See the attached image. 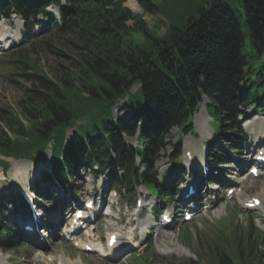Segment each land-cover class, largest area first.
Instances as JSON below:
<instances>
[{
	"label": "trees",
	"instance_id": "1",
	"mask_svg": "<svg viewBox=\"0 0 264 264\" xmlns=\"http://www.w3.org/2000/svg\"><path fill=\"white\" fill-rule=\"evenodd\" d=\"M125 1L0 0V16L21 15L27 33L38 24L50 28L49 35L35 41L57 49L73 66L57 79L29 61L25 47L2 59V70L9 75L21 70L33 87L21 101L20 113L0 108L1 156L34 161L40 154L45 162L43 153L53 142L50 169L65 186L82 169L95 177L108 171L111 186L129 196L135 195V185L140 183L163 194L166 188L159 183L155 161L168 145L166 136L173 127L194 133L192 116L203 95L210 100L208 113L218 121L227 148L235 154L241 152L244 137L239 115L249 105L264 111V0H241L251 42L249 58L244 52L243 23L224 0H208L199 6H192L191 0H174L173 7L179 1L194 14L184 18L182 27L175 26L178 16L171 15L163 35L149 30L142 17L124 6ZM137 1L146 13H158L155 0ZM52 4L60 13L59 20L47 11ZM40 14L47 18L46 23L38 18ZM129 20H135L143 35L139 43L129 30ZM56 42L69 47L74 55L58 48ZM135 83L141 84L137 99L130 94ZM126 95L130 96L132 116L116 119L112 107ZM75 127L73 136L67 138V130ZM137 132L142 148L125 139ZM173 147L175 156L180 141ZM211 151L214 162L231 160L228 151L217 144ZM0 166L6 171L9 162L0 158ZM50 169L42 171L36 188L40 189V182L52 184ZM40 194L54 199L49 190ZM20 199L27 210L25 200ZM0 201L4 205L10 202L5 196ZM235 226L234 255L221 252L219 264H236L234 256L240 264L246 260L260 264L264 234L254 229L252 220L242 232ZM17 231L0 213V247H14ZM181 264L200 263L189 260Z\"/></svg>",
	"mask_w": 264,
	"mask_h": 264
},
{
	"label": "rangeland",
	"instance_id": "2",
	"mask_svg": "<svg viewBox=\"0 0 264 264\" xmlns=\"http://www.w3.org/2000/svg\"><path fill=\"white\" fill-rule=\"evenodd\" d=\"M155 1L159 7L158 13H146L145 10L136 1L135 2L141 7L140 12H135L127 4L128 1H126L124 4L130 7L135 15L142 17L148 29L152 30L158 35H163L167 30L169 26L168 18H170L171 15L174 14L176 17L178 16V19L174 22V24L177 27H182L184 25V18H187L188 16L194 14L192 11L186 10L185 3H179L178 1V5L176 7H173V3L175 2L174 0ZM191 1L192 6H199L203 4L205 5V3L208 2V0ZM224 1L230 4L238 19L243 23V29L245 33L244 52L249 58L251 53V42L249 34L245 28V13L242 8V2L241 0ZM7 23H9L13 31L17 33L18 41L20 40V43L14 45L13 47H17L18 45L20 46L21 44H23L22 46H24L27 50L29 61H35V63L43 67V69L46 70L50 76H54L57 79L66 76L64 75V73L67 70L71 71L70 67H73L72 63L67 58L58 54L57 49L49 47L42 41H36L37 43L33 45L32 42L34 41V38H44L48 35V33H42L43 31L40 32L41 27H37L34 30L35 33H33L29 39H25L26 36L24 37L25 31H23V22L19 17H12L10 21H0L2 27L5 26V24L7 25ZM127 25L130 28L129 30H131L132 32L134 41L136 43L141 42L143 40V35L140 33L139 26L135 24V20H129ZM48 31L49 30L46 29V32ZM22 32L24 38H22ZM55 44L58 46V48H62L67 53L74 55V53L71 52L69 47L61 45L62 43ZM6 50V48L0 50V57L4 52H6ZM1 60L2 59H0V62ZM257 63H260V61H255V64ZM0 66L2 65L0 64ZM14 72L15 74L9 75L8 73H6L5 71L3 72L0 69V108L6 109L10 107L13 108L16 112L20 113V106H22L21 101H24L27 98L29 90L31 89V87H33V81L28 79L26 76L22 75V73H20L22 72L21 70L16 69ZM19 73L21 75H19ZM138 88V84L133 85L131 89V95L133 98L137 99L138 97H140V95H137L136 92ZM207 102L208 100L206 98L203 99L197 111V113L199 111L202 112L205 115V119H199L197 121L195 120L194 116L195 129L198 133L196 137L192 136L191 134L183 136L181 135V131L176 127L173 128L171 133L167 136V140L171 144L179 138L183 141L189 140L194 146L197 147V154L199 157H201L200 155L202 149L205 146L209 147L208 140L213 138L212 133H214V129H218L219 125L218 121L213 120L208 116L206 112ZM125 105H127V97L121 98L115 103L113 107L115 117L128 118L130 116L129 107L125 108ZM202 123L205 124L206 129L211 132L210 134L205 132L203 133L200 131L198 126ZM74 131L75 129H68L67 137L71 138L73 136ZM127 141L131 144H136V138L127 137ZM250 142L251 144L249 150H245L243 155L240 156L242 157L240 160L243 161H240L239 157L237 155H234L232 163L222 166L220 170L225 174V179L229 178L230 185L233 184L235 180H241L242 178H245L244 176L247 174L248 166H246L242 172H240L239 170L243 168V163L249 162L251 156L250 151L252 150V147L258 143L256 136L252 133ZM172 150V146H169L166 152H161L159 159L156 161V165L158 168H160L162 174L168 169H170L176 162H178L177 160L174 161L170 159V154L172 153ZM44 155L47 158L46 165H49L50 160L52 159V154L49 150H47ZM7 160L10 163L8 171L4 173L2 168L0 167V196L4 192L10 194L11 190L17 191L20 189V187H23L24 190L29 191L32 178L38 175V172H40V170L44 168V164H41L39 158H37V162L35 163L30 161L29 159L21 158L19 160H16L17 163L14 165L13 158H7ZM238 161L240 163H238ZM16 165L17 167L19 165L23 166V171L19 175L17 174L16 176H12V169H16ZM214 173L216 174L217 172ZM188 177L189 175H186L185 177L181 176L179 177V181L188 184L191 180H193V178ZM15 179L19 180V183H17ZM74 185H77L81 189L80 194H77V202L87 198L90 195H94L97 198V204H99L100 202H104V207L101 210L103 216L99 220L102 229L110 230L122 228L123 230V228L128 227L131 219H136V215L132 214V206H134V203L130 202L128 204L121 205L120 197L116 196L114 192H111L109 190L107 178L102 177L98 180H95L87 172L81 171L77 179L72 182V186ZM214 187H216V185H214ZM208 188L210 187L206 186L204 188V191L202 190L203 193L215 192L217 196H222V194L220 193V189L218 191L217 189L213 190ZM263 190L264 180H256L254 187L250 189V191L248 190V197L260 193ZM64 193L65 197L68 199L67 201H69V196L71 195L70 191ZM142 195L148 198V202L150 204L154 201L147 190H143ZM178 197L179 195L173 191V198L175 203L178 200ZM122 201H125L124 196L122 197ZM126 201H129V199H127ZM39 203V209H41V211L42 209L45 211V223H53L57 226V228H52L51 233H49V235L46 232L41 231V234H43L41 235V237H45V240H41L38 235L35 236L33 234H30L28 235L29 239H27L29 243H20L21 245L19 249L0 250V261H2V264H57V262L61 260L60 257L62 256H65L68 262L75 264H142V262L143 264H157L156 262H154V259L155 261H167L168 258H171L173 256L179 258V260L175 262L180 263L185 262L189 259H200L207 264H219V255L221 254V252H225L228 255H232V253L234 252L233 249L236 247V243L234 239H232L236 229L234 228V224L231 223L236 222V224H238L239 226V230L242 229V231H244L243 229L248 224L247 215L252 214V217L254 218L255 230L264 233V220L262 219L264 215V206L258 209L255 213H247L241 211V209L238 207L240 205L236 201L227 202L224 199L223 201H220L214 209L209 211V213H207L199 222L195 221L191 223H182L180 219H177V223L174 227L169 230H165L168 233H166L168 237L170 235L177 236L175 240H172L171 243L160 242L167 241V238L161 240L158 237V231L154 232L153 230L151 240L153 242L154 249L151 250L153 252L155 251L156 253H159V251H161L159 248H162L164 246L167 247L168 245L170 247V252L165 253L163 255H159L154 252L155 258L152 259V262L147 261L145 258L141 259L142 261L139 260L138 258L140 254H138V252H136V255L127 254V256L123 259H100L97 256L87 255L79 252L80 250L73 248L70 242L66 241L65 239H62L60 234L63 228H61L59 223V213L55 209L57 207L48 203L46 200L40 198ZM156 205L159 206L158 203ZM14 207L15 206L13 205L7 206L6 216L9 218V220L18 223L22 222L21 220L25 218L28 219V216H26L21 211V209L15 211V213L12 214V212L10 211ZM109 207H111V210H109ZM0 209L4 211L3 205H1V203ZM235 209L238 211H235ZM68 213L69 208L66 210V214ZM141 220H143V218H141ZM180 232L181 238L179 236ZM191 240L193 243L191 242ZM180 246L186 248L192 253V255L180 253ZM209 247L214 251L208 252ZM49 259H54V262L52 263L51 261H49ZM235 263L240 264V261L235 260ZM246 264L256 263H249L246 260ZM262 264H264V258L262 260Z\"/></svg>",
	"mask_w": 264,
	"mask_h": 264
},
{
	"label": "bare ground",
	"instance_id": "3",
	"mask_svg": "<svg viewBox=\"0 0 264 264\" xmlns=\"http://www.w3.org/2000/svg\"><path fill=\"white\" fill-rule=\"evenodd\" d=\"M126 1H128V5L135 11V12H140L141 11V7L136 3L137 1L136 0H126ZM125 1V2H126ZM136 1V2H135ZM124 2V3H125ZM4 32H6L5 30H3V33ZM7 33V32H6ZM4 40V39H3ZM203 120V119H205V115L202 113V112H198L196 115H195V120ZM199 127V129H200V131L201 132H205V133H211L210 131H208L207 129H206V127H205V124H201V125H199L198 126ZM189 144V143H188ZM188 150H189V148H188ZM195 150L197 151V148L195 147ZM196 157H198V155L196 154ZM22 171H23V166H21V165H19L18 167H17V165H16V169L14 168V169H12V172H11V175L12 176H16L17 174L19 175L20 173H22ZM18 179V178H17ZM17 179H15V181H17V183H19V180H17ZM20 188H22V187H20ZM263 192H264V190H263ZM255 197H258V196H255ZM264 197V194H262V198ZM263 201V200H262ZM245 202H251V198H249V199H247V200H245ZM219 213H220V211H219ZM163 233H165V234H163ZM166 231L164 230V229H162V228H160L159 229V232H158V235H159V238L161 239V240H163L164 238H167V241H160V242H162V243H171L172 242V240L174 239L175 240V238H176V235L175 236H173V235H170L169 237L166 235ZM168 234V233H167ZM164 247H166V246H164ZM167 248L169 249L170 247L167 245ZM180 249V251L181 252H183V253H186V254H191L192 255V253L190 252V251H188L187 249H185V250H183L182 249V247H180L179 248ZM0 264H2V261H0Z\"/></svg>",
	"mask_w": 264,
	"mask_h": 264
}]
</instances>
